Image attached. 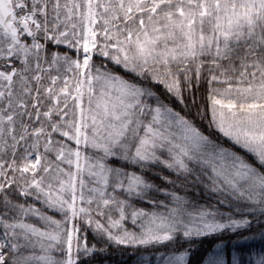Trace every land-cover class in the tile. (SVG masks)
I'll use <instances>...</instances> for the list:
<instances>
[{
    "label": "snow or ice",
    "instance_id": "1",
    "mask_svg": "<svg viewBox=\"0 0 264 264\" xmlns=\"http://www.w3.org/2000/svg\"><path fill=\"white\" fill-rule=\"evenodd\" d=\"M194 248L264 264V0H0V264Z\"/></svg>",
    "mask_w": 264,
    "mask_h": 264
},
{
    "label": "trees",
    "instance_id": "2",
    "mask_svg": "<svg viewBox=\"0 0 264 264\" xmlns=\"http://www.w3.org/2000/svg\"><path fill=\"white\" fill-rule=\"evenodd\" d=\"M175 179V177H173ZM130 250H126L124 255H121L117 250L113 249L111 254L108 256H103L101 258L102 264L104 261H107L108 264H133L135 257H130L127 255V252ZM202 256V250L193 249V254L190 257L191 264H197ZM150 260L155 264V257H150Z\"/></svg>",
    "mask_w": 264,
    "mask_h": 264
}]
</instances>
